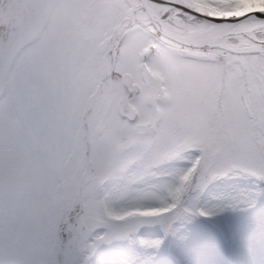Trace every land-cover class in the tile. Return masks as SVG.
<instances>
[{
	"label": "snow or ice",
	"instance_id": "snow-or-ice-1",
	"mask_svg": "<svg viewBox=\"0 0 264 264\" xmlns=\"http://www.w3.org/2000/svg\"><path fill=\"white\" fill-rule=\"evenodd\" d=\"M0 264H264V0H0Z\"/></svg>",
	"mask_w": 264,
	"mask_h": 264
}]
</instances>
